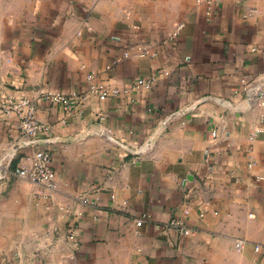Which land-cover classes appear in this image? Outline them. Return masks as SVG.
I'll return each instance as SVG.
<instances>
[{"label":"crops","instance_id":"crops-1","mask_svg":"<svg viewBox=\"0 0 264 264\" xmlns=\"http://www.w3.org/2000/svg\"><path fill=\"white\" fill-rule=\"evenodd\" d=\"M263 82L264 0H0V160L48 150L58 180H0V264H262Z\"/></svg>","mask_w":264,"mask_h":264},{"label":"built area","instance_id":"built-area-1","mask_svg":"<svg viewBox=\"0 0 264 264\" xmlns=\"http://www.w3.org/2000/svg\"><path fill=\"white\" fill-rule=\"evenodd\" d=\"M180 27L181 25L178 26L174 33H177ZM132 49H137L140 52V55H145L146 53V50H144L141 46H132L130 50L125 52V55L129 56ZM90 77H93V73L90 74ZM145 81L146 80L144 79H140L138 80V83L142 84ZM242 82L243 84L250 85L244 78L242 79ZM261 85H264V82ZM259 87L260 86L255 85L247 88L249 95L251 96L250 98L257 95ZM100 92L101 97L106 98L108 92L106 90H102V88H100ZM47 96L58 101L65 100V95L62 93H50ZM4 109L7 112H15L18 115L19 129L21 136L24 138V146H36L38 143V137L49 129V126L39 119L37 115V105L34 100L30 98L22 97L18 101L10 100L9 103L4 105ZM173 117L174 116L172 115L168 116L165 123L170 121ZM214 133L217 135V132ZM142 151L143 150H139L138 153H141ZM9 174L27 179L31 183L41 186L43 194L53 192L58 189L57 173L53 167L52 155L45 149L36 150L33 155L32 162L28 165L11 168V166L4 164L3 160H0V180L7 178ZM112 196L114 197V194H112ZM82 202L85 204L90 203L87 197L83 198ZM128 204V201L124 200L119 206V209L121 211H128ZM148 218L149 216L147 214L137 217V226H141ZM169 226L171 228H175L183 235H190L195 231L181 217L172 219ZM248 243L249 240L245 238H238L235 241V247L237 250L242 251ZM254 250L255 252L262 253L264 256V243H254ZM262 264H264V259L262 260Z\"/></svg>","mask_w":264,"mask_h":264}]
</instances>
